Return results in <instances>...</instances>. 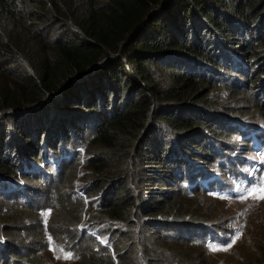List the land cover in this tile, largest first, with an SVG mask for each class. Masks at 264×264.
I'll use <instances>...</instances> for the list:
<instances>
[{"label": "trees", "instance_id": "16d2710c", "mask_svg": "<svg viewBox=\"0 0 264 264\" xmlns=\"http://www.w3.org/2000/svg\"><path fill=\"white\" fill-rule=\"evenodd\" d=\"M259 86L264 0H0V206L37 204L48 191L35 188L38 177L67 169L75 187L84 170L87 186L60 197V215L52 203L51 215L19 222V213L16 223L31 234L40 220L78 229L76 242H51L68 263L195 264L198 244L178 234L195 229L190 237L210 246L226 232L172 197L180 184L188 197L201 187L217 196L240 178L228 145L264 128L261 102L237 106ZM83 139L98 149L78 161ZM76 205L84 217L68 215ZM0 248L7 259L18 245L0 237Z\"/></svg>", "mask_w": 264, "mask_h": 264}, {"label": "rangeland", "instance_id": "374dc122", "mask_svg": "<svg viewBox=\"0 0 264 264\" xmlns=\"http://www.w3.org/2000/svg\"><path fill=\"white\" fill-rule=\"evenodd\" d=\"M254 36L258 33V30H254ZM249 36V35H248ZM258 45V41L256 43ZM263 53V50L258 48L257 55ZM257 58L252 59L253 66H258L256 62ZM197 67L196 65H192ZM237 66H241L237 63ZM193 67V68H194ZM197 69L201 70L199 67ZM242 68H239L241 70ZM233 68L224 69V72H228L231 75H235L242 80H246V75L244 72L239 71ZM255 69L252 68V73ZM162 75V71H159ZM258 74H256L257 76ZM221 92L224 96L229 97V90H225L220 87ZM257 94V95H256ZM232 98H228V101H231ZM240 103L237 106L247 107V102H251V105H257L261 102L263 105L260 107V112L264 114V88L256 87L252 92V96L243 94L242 97L238 100ZM243 109V108H242ZM239 110L241 113H248V111ZM258 114V119L263 121V115ZM243 115V114H242ZM236 117L243 118L241 115ZM242 126L243 124L240 123ZM247 130H244L246 132ZM239 133H243L240 130ZM239 135V134H238ZM235 136V140L228 145L231 146V149H236L238 152L236 158L238 161H230L229 158H225L224 151L216 152L214 155L218 154V157L222 158L224 161L229 162L228 167L234 168L238 167L240 161L244 165L243 172L240 171V178L234 179L233 182L226 184V191L217 193V196L212 194H207L203 187L202 190L196 192L192 196H186L185 187L180 184L176 186V192L172 198L178 199L179 204L184 206L187 211L192 213H197L203 216H209L212 219H203V221L210 222H220L223 231L226 232V237H223L221 241L215 242L212 245H215L218 249L213 251L209 246L197 242L192 237V231L195 229L183 230L178 234L179 237L188 238L191 241L198 244L197 251L195 252V257L197 261L209 260L208 264H264V199H260V191L255 192L252 195H249L250 189H260L264 188V128L257 132H246L241 138ZM85 147V151L80 154L76 160L83 161L86 155H92L98 149L94 146L89 139H83L78 143H82ZM229 151V150H228ZM235 152H232L234 154ZM229 156V155H227ZM242 158H240V157ZM205 167V166H203ZM222 166H220L221 168ZM209 170V168L207 169ZM206 170V171H207ZM224 171V168L222 169ZM54 171L52 166H49L48 172L46 174L50 175ZM80 172V180L76 183L75 187L73 186L72 180L67 173V169L61 177H57L53 173V180L49 181V177L46 176V179L43 176L38 177V180L35 181V188H47V194L42 196V199L37 201V204H27L20 200L14 205L6 204L5 206H0V232L4 235H7L8 239L15 245H18V250L12 254L6 256L7 259L0 258V264H31L27 263L29 260H34V264H89L86 260L81 262L68 263L66 261L60 260L59 251L56 246L51 244L54 240V236L58 238H65L71 241H77L78 236L75 238V235L78 233V229L74 226H69L67 231L58 230L56 227L51 226L50 224L43 223L42 231L31 234L27 229L22 228V226L16 223V217L20 213L19 222L26 219H34L36 212L39 216H42L44 213L51 215L52 209L50 205L53 203L58 210V215L61 214L60 211H63V206L67 205L64 203H59L62 195H77V189H83L87 186V179L84 170H77L74 172L76 176ZM214 168L210 167V170L205 174L210 176L209 173H213ZM205 176L202 178V180ZM157 187V186H156ZM220 182L218 180L213 184L214 189H219ZM52 193H59V199L55 198V202L52 200H47L43 202L44 197L51 196ZM40 192H37L39 195ZM82 194V192L80 193ZM85 205L90 206L91 201H94L93 196H89V199H84ZM78 202V201H76ZM39 203V204H38ZM81 205H76V207L67 212L68 215L76 217H84V209ZM218 218H222L220 221ZM36 220L31 222L30 225L35 226ZM189 225V224H188ZM13 233H10V230ZM7 232V234H6ZM18 232H20L19 239ZM68 234H67V233ZM0 233L1 239H7L6 236ZM177 231H174V234ZM104 234V233H103ZM68 236L71 237L68 238ZM106 237V234H104ZM102 236V237H104ZM23 238H26L24 243L21 242ZM233 241H235L233 243ZM229 244L231 247H229ZM203 246L204 248H202ZM11 247V245H10ZM77 247V246H76ZM227 250H223V249ZM1 249V248H0ZM195 259L194 261L188 260L187 263L197 264Z\"/></svg>", "mask_w": 264, "mask_h": 264}, {"label": "snow or ice", "instance_id": "6c2138e0", "mask_svg": "<svg viewBox=\"0 0 264 264\" xmlns=\"http://www.w3.org/2000/svg\"><path fill=\"white\" fill-rule=\"evenodd\" d=\"M257 191H260L261 193H264V188H260V189H250L249 190V195H252V194H254L255 192H257ZM257 198H260V199H264V195H261L260 197H257ZM235 241H233V243H234ZM213 251H216V250H220V249H218L215 245H210L209 246ZM229 247H231V245L229 244ZM223 250H227L226 248L225 249H223Z\"/></svg>", "mask_w": 264, "mask_h": 264}]
</instances>
